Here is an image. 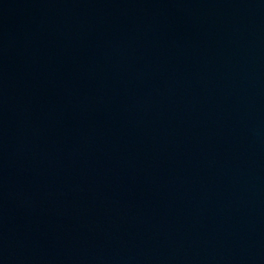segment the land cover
<instances>
[{
  "label": "water",
  "instance_id": "obj_1",
  "mask_svg": "<svg viewBox=\"0 0 264 264\" xmlns=\"http://www.w3.org/2000/svg\"><path fill=\"white\" fill-rule=\"evenodd\" d=\"M0 264H264V0H0Z\"/></svg>",
  "mask_w": 264,
  "mask_h": 264
}]
</instances>
